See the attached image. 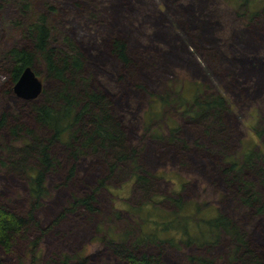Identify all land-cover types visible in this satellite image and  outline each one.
Instances as JSON below:
<instances>
[{
  "label": "rangeland",
  "instance_id": "374dc122",
  "mask_svg": "<svg viewBox=\"0 0 264 264\" xmlns=\"http://www.w3.org/2000/svg\"><path fill=\"white\" fill-rule=\"evenodd\" d=\"M22 4L29 5L26 13L20 9ZM229 5L226 0L0 2V115L29 120L26 107L30 99L6 90L8 53L27 45L22 31L29 21L44 15L56 47L68 49L67 38L80 50L83 77L111 98L113 113L126 131V146L137 151L141 170L152 177L144 186L129 180L128 163L108 177L101 155L84 150L74 156L60 143L53 144L50 151L57 165L47 175V195L35 211L36 224L10 252L0 250L2 264H35L28 255L29 243L35 240L40 261L60 253L82 252L89 264H131L112 251L107 233H125L126 245L133 244L138 228L126 207H136L153 196L161 199L162 208L172 209L164 200L170 195L205 205V213L230 218L264 262V215L243 206L220 172L224 158L243 147L254 146L264 154V10L253 21L242 22ZM253 5L263 6L264 0H255ZM115 38L126 42L128 64L110 51ZM37 73L43 86L54 85L43 80L42 64L37 65ZM181 82L200 83L227 98L230 111L222 117L220 134L213 126L207 129L175 113L166 114L177 123L180 142L153 138L145 130L151 95ZM254 126L263 131L260 139L254 135ZM8 134L0 131V144L10 139ZM101 180L102 188L98 187ZM260 193L264 200V190ZM88 197H92L89 207L65 211L75 198ZM0 205L24 217L29 211L25 178L1 165ZM150 228L151 223L143 224L144 230ZM220 236L210 246L180 241L177 246L139 243L133 252L137 257L157 256L164 264H192L188 262L191 256L211 258L214 264H237L231 255L235 243L225 233ZM166 237L174 243L180 239L177 232Z\"/></svg>",
  "mask_w": 264,
  "mask_h": 264
},
{
  "label": "trees",
  "instance_id": "16d2710c",
  "mask_svg": "<svg viewBox=\"0 0 264 264\" xmlns=\"http://www.w3.org/2000/svg\"><path fill=\"white\" fill-rule=\"evenodd\" d=\"M226 2L230 3L229 6L242 22L253 21L264 10V5H253L255 0ZM28 6L21 5L23 13L29 9ZM22 34H25L27 45L14 47L8 53L7 92L13 93V85L26 67H30L38 76V64L44 68L43 80L49 79L54 85L49 88L43 86L41 94L29 101L26 107L29 120L7 113L0 115V131L6 130L10 136L9 140L0 144V165L25 178L29 201V211L25 217L0 205V250L5 253L12 250L19 238H27L29 228L33 222L36 224L35 211L47 195V175L57 165L50 151L53 144L60 143L74 156L82 154L84 150L101 155L108 177H114L117 168L128 163L131 168L129 180L144 186L152 178L141 170L137 151L126 146V131L113 113L111 98L102 87L103 90L93 88L90 80L83 77V55L73 42L65 38L68 49L56 47L51 41L50 28L44 15L29 21ZM110 51L122 63H129L127 45L123 40L113 39ZM228 111L229 102L222 94L200 83L181 82L178 87H166L164 92L151 95L144 126L146 131L152 132L153 138L180 142L177 138L178 125L166 113L197 121L207 129L213 126L220 134L222 117ZM154 123L155 127L152 126ZM253 132L258 139L262 137L263 131L257 130L256 126ZM220 172L243 206L254 208L256 214L264 215V200L260 193L264 190V154L260 149L243 147L238 153L225 157ZM98 187H104V180L98 183ZM90 199L92 197L75 198L65 211L75 210L80 205L89 207L87 203ZM164 200L173 205L172 209L162 208L161 199L153 196L136 207L124 208L134 216L138 237L133 244L126 245L125 233L119 236L108 232V244L117 256L131 264H164L157 256L137 257L133 251L139 243L168 242L177 246L182 242L185 245L210 246L217 244L221 233H225L235 243L231 250L232 261L237 264H264L256 250L248 247L238 226L227 216L205 213L208 209L205 205L184 202L179 195H170ZM145 223H151L147 231L143 229ZM174 232L180 237L176 243L166 237V234ZM117 241L118 244H115ZM38 243V240L31 241L28 247V255L35 264H89L82 252L60 253L40 261L42 256H38ZM188 262L214 264L211 258L203 256L188 257Z\"/></svg>",
  "mask_w": 264,
  "mask_h": 264
},
{
  "label": "water",
  "instance_id": "95a60500",
  "mask_svg": "<svg viewBox=\"0 0 264 264\" xmlns=\"http://www.w3.org/2000/svg\"><path fill=\"white\" fill-rule=\"evenodd\" d=\"M43 89V84L39 77L30 67H26L18 80L13 85V92L23 99L37 98Z\"/></svg>",
  "mask_w": 264,
  "mask_h": 264
}]
</instances>
